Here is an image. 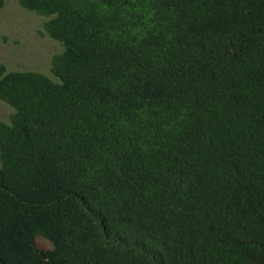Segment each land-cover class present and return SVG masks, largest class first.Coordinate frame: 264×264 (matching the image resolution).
Returning <instances> with one entry per match:
<instances>
[{
	"label": "trees",
	"instance_id": "16d2710c",
	"mask_svg": "<svg viewBox=\"0 0 264 264\" xmlns=\"http://www.w3.org/2000/svg\"><path fill=\"white\" fill-rule=\"evenodd\" d=\"M19 3L62 49L0 61V264H264V0Z\"/></svg>",
	"mask_w": 264,
	"mask_h": 264
},
{
	"label": "rangeland",
	"instance_id": "374dc122",
	"mask_svg": "<svg viewBox=\"0 0 264 264\" xmlns=\"http://www.w3.org/2000/svg\"><path fill=\"white\" fill-rule=\"evenodd\" d=\"M44 18L23 8L19 0H4L0 8V61L7 68L50 72V58L61 51V44L43 30ZM12 108L0 100V120L7 121ZM38 247L50 242L36 237Z\"/></svg>",
	"mask_w": 264,
	"mask_h": 264
}]
</instances>
